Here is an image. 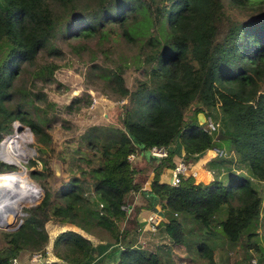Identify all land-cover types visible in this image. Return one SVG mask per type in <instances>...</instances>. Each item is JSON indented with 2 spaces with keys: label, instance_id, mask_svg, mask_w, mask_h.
<instances>
[{
  "label": "trees",
  "instance_id": "16d2710c",
  "mask_svg": "<svg viewBox=\"0 0 264 264\" xmlns=\"http://www.w3.org/2000/svg\"><path fill=\"white\" fill-rule=\"evenodd\" d=\"M113 41L124 51L106 67ZM92 43L104 54L101 62ZM68 52L88 53L87 77L97 71L102 90L108 87L122 101L119 127L84 131L80 144L87 153L81 160L87 166L59 190L45 180H57L53 171H36L44 194L22 176L33 154L24 143L29 146L34 136L39 162L50 170L47 130L56 104L45 89L57 82L59 60ZM130 67L138 75L128 84L123 75ZM26 100L46 119L30 117ZM91 100L84 91L59 109L77 112ZM200 116L218 123L213 136ZM6 136L0 157L17 170L0 160V179L17 176L27 184L20 210L40 194L43 201L25 209L15 229L0 230V264L23 253L40 254L41 264H161L163 255L127 239L131 229L140 230V206L133 200L142 192L128 156L152 147L168 149L149 186L162 217L157 227L172 244L164 245L167 261L173 247L184 246L191 251L185 260L220 264L216 252L226 246L241 250V263L264 264V0H0V144ZM177 149L188 163L214 152L205 165L211 181L183 175L177 186L160 182L162 170L175 167ZM48 222L81 231L55 237L53 260ZM195 223L194 235L193 225L190 231L187 226ZM91 238L105 244L94 245Z\"/></svg>",
  "mask_w": 264,
  "mask_h": 264
},
{
  "label": "rangeland",
  "instance_id": "374dc122",
  "mask_svg": "<svg viewBox=\"0 0 264 264\" xmlns=\"http://www.w3.org/2000/svg\"><path fill=\"white\" fill-rule=\"evenodd\" d=\"M90 46L97 52L99 57L98 61L101 62L100 60L102 58H105L104 54L100 53L93 43ZM121 51H124V46L117 45L113 41L111 50H106L108 57L105 58V66L112 67L113 62L109 58L116 57ZM59 63L61 67L56 70L55 78L56 81L60 83V86L57 88V82H55L47 85L45 89L48 98H50L56 104L53 106L52 112L50 113V115L53 116V123H51L52 127L47 130L52 137V144L50 148H47V153L49 155L48 167L50 170H44L46 168H43L42 164L39 162L38 156L40 155V153L35 152L34 146L36 142L34 141V136L32 135V141L30 142L29 146L23 142L26 147L30 148L33 154L25 164L26 170L24 171V174L22 176L28 182H30L31 179L34 183H36L39 188L43 189L44 194L47 193L46 186L37 181V178H35V172L40 171L44 175H48L51 173V171H53L57 180L55 181V179L51 177H46L45 180L46 183L51 184L55 191L59 190L62 187L63 182L67 181L72 175L79 176V173L81 171L80 168H86L87 166L86 163L81 160V158L84 157L85 153H87L86 148L80 144L81 135L87 128L91 126L113 125L115 127H119L117 116L118 112L120 111V105L122 102L117 101V99L113 97L114 95L111 91H109L108 87L105 86L108 91L105 92L102 90L103 83L102 81L97 79L95 75L97 71L93 72L91 74V77H87V72L91 63L88 53H84L81 56H72L68 52L67 54H65L62 60H59ZM136 75H138L137 72H135L130 67L123 75V77L125 78L126 82L130 84L133 77ZM84 91H89L91 94L92 100L88 107L81 108L79 111L73 113L66 112L64 111V109H59V107H63V105L69 101L71 96ZM26 102H30L31 104L30 117L33 116L37 120L46 119V113L41 107V109L38 110L36 109L37 105L35 103L30 100H26ZM199 120V122L202 123L204 121V118L200 116ZM7 136L3 139L0 146L2 145L4 140L7 139ZM212 155H214V153ZM42 156L44 157L45 155L42 154ZM1 161L13 167L14 170H17L14 165H11L3 160ZM192 173L194 172H189V174ZM153 176L154 170L152 172V177ZM9 177L13 176H6L4 178H1L0 181ZM13 178L19 181L25 191L27 188V184L23 181V179L20 178L24 183L19 178ZM24 191L21 195V198H23ZM40 197L41 194L34 203L23 205L21 207V210L20 206L23 203H26V201H12L14 213L20 214L15 217L14 222L7 227V230L1 227L0 230L10 231L15 229L18 226L21 218L25 216L24 210L32 206H36L43 201V197L42 199H40ZM16 208H18L20 212ZM191 225H193L194 228V235L197 234L199 232V225L197 223L190 224L189 228L187 226V229L189 231L192 230ZM144 228V230L131 229V233L128 235L127 239L135 243V248L147 253H160L164 257V260H162L161 264H194L193 262L185 260L188 257L187 255L191 254V251H187L184 246H178V248L173 247L172 251L174 250V254L172 255V257L169 256V258L172 260L167 261V253L164 245H167L168 248H170L172 247V244L165 236L163 229L160 230L158 227H156V231L152 232L151 230H148L147 225ZM68 230L81 232L76 227H73L71 225H60L52 222H48L46 224V231L49 235L47 253L50 260L54 259L51 252L53 240L59 233ZM91 239L95 245H97L98 243H104L95 238ZM1 246L2 243L0 241V247ZM158 246L160 247V251H157ZM215 257L217 262H219L220 264H247L246 261H243V263L240 262L243 260L241 250L233 251L226 246L217 249ZM27 258L30 259V262L38 264L36 261H33L34 254L29 257L28 253H23L20 256L19 263L16 260L17 262H12V264H29ZM43 259V257L39 259V264L43 262Z\"/></svg>",
  "mask_w": 264,
  "mask_h": 264
},
{
  "label": "crops",
  "instance_id": "0c3cea01",
  "mask_svg": "<svg viewBox=\"0 0 264 264\" xmlns=\"http://www.w3.org/2000/svg\"><path fill=\"white\" fill-rule=\"evenodd\" d=\"M213 152L208 151L206 152L197 162L194 163H188L185 161L187 168L189 169V172L196 173L195 182H202V183H208L211 181V175L208 173V171L205 168V165L209 160L212 158ZM183 151L176 150L175 154L172 155V161L175 164V166L183 159ZM161 159L155 158L150 154V152H142L140 155H137L132 161L133 166L138 169V173L135 176V181L141 185L142 192H138L133 200V204L136 206H140V212L138 214H135L136 222L139 225L140 229L144 230L146 227V220L147 216L155 209L156 202H155V196L149 191V186L152 180V172L153 170L158 166V164L161 162ZM172 168L170 169H163L162 174L160 175V182L168 183L170 179ZM155 204V206H154ZM104 242V241H102ZM104 243H98L97 245H104ZM95 245V244H94ZM101 250V249H100ZM19 259H17L19 263ZM28 259V258H27ZM48 259H50L48 257ZM29 264H35L33 262L29 261ZM16 261V262H17ZM45 259H43V262ZM26 262V261H24ZM35 262V261H34ZM38 264L40 261H36Z\"/></svg>",
  "mask_w": 264,
  "mask_h": 264
},
{
  "label": "built area",
  "instance_id": "2783aa9c",
  "mask_svg": "<svg viewBox=\"0 0 264 264\" xmlns=\"http://www.w3.org/2000/svg\"><path fill=\"white\" fill-rule=\"evenodd\" d=\"M94 101V98H93ZM207 124V133L210 134V136H213L215 132H217V129L219 127L218 123H214L210 120L206 121L204 120L202 124ZM150 154L158 159H164L168 157V149L166 147H152L150 150ZM208 152V151H207ZM214 153V152H213ZM215 156V153L213 157ZM212 157V158H213ZM129 161H134L135 156L131 154L128 156ZM186 175L191 176L193 178H196V173L189 174V169L187 168V165L184 160H181L171 171L169 184L171 186H177L180 183V177ZM162 221V217L157 212H151L147 216L146 224L148 230H151L152 232L156 231L157 225ZM21 222V220H20ZM19 222V224H20ZM18 224V225H19ZM41 258L40 254H34L33 261H39ZM16 262V259L13 261Z\"/></svg>",
  "mask_w": 264,
  "mask_h": 264
},
{
  "label": "bare ground",
  "instance_id": "6f19581e",
  "mask_svg": "<svg viewBox=\"0 0 264 264\" xmlns=\"http://www.w3.org/2000/svg\"><path fill=\"white\" fill-rule=\"evenodd\" d=\"M27 149L30 148L27 147ZM6 175H11V174H6ZM23 191L24 189L22 185L19 183L18 180H16L13 177L5 178L2 181H0V227L1 228H7L11 223L14 222L15 217L20 214V213L17 214L14 213L12 201L20 202L22 200L23 202L26 197V190L24 191L23 198H21Z\"/></svg>",
  "mask_w": 264,
  "mask_h": 264
},
{
  "label": "water",
  "instance_id": "95a60500",
  "mask_svg": "<svg viewBox=\"0 0 264 264\" xmlns=\"http://www.w3.org/2000/svg\"><path fill=\"white\" fill-rule=\"evenodd\" d=\"M0 147H2V145ZM5 229L7 230V228H5Z\"/></svg>",
  "mask_w": 264,
  "mask_h": 264
}]
</instances>
